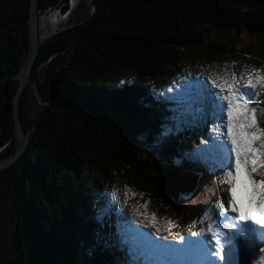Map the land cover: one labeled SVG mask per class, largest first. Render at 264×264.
I'll return each mask as SVG.
<instances>
[{"label": "trees", "instance_id": "obj_1", "mask_svg": "<svg viewBox=\"0 0 264 264\" xmlns=\"http://www.w3.org/2000/svg\"><path fill=\"white\" fill-rule=\"evenodd\" d=\"M71 1L39 0V21L49 13L65 15ZM29 4L0 0V76L19 71ZM89 5L81 23L40 46L22 93L24 130L26 102L42 107L25 152L0 170V264H130V245L120 232L127 214L108 203V197L119 202L115 187L133 184L158 205L177 204L180 196L192 195L206 169L185 137L203 140L201 121L211 115H203L199 99L196 111L203 116L193 128L184 127L182 118L176 123L178 114L160 87H175L177 76L193 68L190 52L201 42L200 27L264 35V0ZM51 85L58 90L54 104ZM16 86V80L0 81V159L15 147ZM164 126L171 131L161 138Z\"/></svg>", "mask_w": 264, "mask_h": 264}, {"label": "snow or ice", "instance_id": "obj_2", "mask_svg": "<svg viewBox=\"0 0 264 264\" xmlns=\"http://www.w3.org/2000/svg\"><path fill=\"white\" fill-rule=\"evenodd\" d=\"M208 80L211 87L207 83L185 86L186 92L194 87L200 89L199 99L205 105L204 116L210 114L214 120L223 121L213 127L215 135L210 141L201 140L203 147L197 149V154L199 159L211 162L214 172H223L224 178L220 183L229 185L230 198L215 202L218 216L228 220L225 213H236L235 219L244 222V225L238 228L237 224L228 223L221 228L215 220L209 219L206 227L191 233L196 239L179 236L183 245L181 248L171 244L161 245L158 240L153 241L148 234L136 230V235H126L124 241L130 245V264H136L141 257L145 264H162L160 257L177 251L191 257L188 264H238L233 259L234 250L240 247L234 240L235 236L246 238L249 246L264 243V229L256 230L247 224L251 221L264 226V127L259 125L258 120V113L264 116V108L252 106L257 103V91H264V68L245 66L238 77L233 72L230 76H209ZM213 89L219 91L214 92ZM168 99L176 100L178 105L184 103L180 95ZM190 108L191 105L186 111ZM172 119L179 122L178 117ZM222 128H226V132H222ZM170 131V127L164 126L160 137H166ZM238 193H241L239 202ZM207 216L206 211L200 218L201 224ZM145 219L148 220L145 226L155 228L157 237L168 240L173 236L171 228L176 225L172 221H167L168 235L161 236L162 228L158 226L155 214ZM196 223L197 220H192L189 227ZM260 251L264 253V248ZM255 264H264V255Z\"/></svg>", "mask_w": 264, "mask_h": 264}, {"label": "rangeland", "instance_id": "obj_3", "mask_svg": "<svg viewBox=\"0 0 264 264\" xmlns=\"http://www.w3.org/2000/svg\"><path fill=\"white\" fill-rule=\"evenodd\" d=\"M90 0H72L70 9L65 15H59L58 13H49L43 19L39 21V41L41 44L47 42L52 37L56 36L61 31L76 26L81 23V21L88 15L90 11ZM201 31V42L197 45L193 52L189 51L191 54L195 56V61L193 68H187V72L183 75H178V80L175 83V87L167 90L165 87H160V91L163 96L167 99L168 97H175L180 95L184 99V103L178 105L176 100L168 99L171 102L170 108L173 111L177 112V117L179 120L184 121V127L193 128L194 124H196L197 118V109L199 108L196 105L195 101L199 100L200 89L198 87H194L192 89H188L186 92V87L189 84L193 85H203L205 83L210 84L211 82L208 80L209 76L215 78L216 76H230L233 72L237 74V77L240 73L244 71L245 66L249 68H264V35L263 34H249L248 32L241 31L237 32L235 30L232 31H224L217 27L204 25L200 27ZM211 44H215L217 46H223L227 50L216 51L210 47ZM230 51V52H229ZM187 52V53H189ZM189 53V54H190ZM214 92H218V89H213ZM257 101L256 104L252 105L253 107L263 108L262 104L264 102V91H257L255 96ZM200 102V100H199ZM201 103V102H200ZM189 105H191L190 110L188 109ZM41 107L34 99H29L25 104V110L23 113L24 123L26 125V130L28 135H32L33 122L35 118L38 116ZM200 115V113L198 112ZM186 116V119H185ZM202 116V115H201ZM213 119V118H212ZM181 120V121H182ZM226 120V117H225ZM259 125L264 127V116H260L258 113ZM177 123V120L175 121ZM209 124L210 121L207 120L203 124V130L205 129V125ZM210 125L209 132V141L211 137L215 135L213 132V127L216 124L223 123V121H214ZM25 130V131H26ZM206 132V130H204ZM222 132H226V128L221 129ZM185 142L187 145L191 146L193 150H195V154H197V149L202 147L201 141H197V138H193L191 136L185 137ZM198 155V154H197ZM205 176V177H204ZM198 180L196 182V188L192 192L190 196H180V203H170L166 205L163 203L162 205H158L155 201H150V195H148L144 190L134 189L133 184L123 183L119 187H115V191H118L119 194V202L114 200L113 198L108 197L109 202L112 205L117 206L120 205L125 214H127L125 220V224L128 223V219L137 222L138 224L134 227H137L139 233L143 230V233L148 234L151 233V236L154 237L155 228L146 227V223L148 220L145 218L148 217L150 219L152 214H155L157 217V224L162 228L161 234L168 235L167 221L170 220L176 226L171 228V232L173 236L170 237L169 240L163 241L161 238H158V241H162L161 245H176L177 248L182 247L181 242L179 241V236L191 235L193 231H199L201 227H206L209 219H213L212 216L215 215L216 212L212 211L214 208L215 202L219 199L221 202L224 201L225 198H230L228 193V187L226 183H220V181L224 178L223 172H214L213 165L210 163L209 167L204 174H200L198 176ZM127 192V195H125ZM241 193L237 194V200L239 202ZM210 202V203H209ZM211 204L209 206V210H206V205ZM227 205L225 204V207ZM110 209V208H109ZM208 212V216L204 218V223H200V218L204 216L206 211ZM231 218L226 220L223 224L235 223L239 222L238 219H235L236 213H231ZM214 218V219H215ZM223 218V217H222ZM197 220V223L193 227H189V224L192 220ZM140 221H144L141 223ZM216 221V219H215ZM219 222V219L217 223ZM260 229H264V226L260 225ZM127 228V227H126ZM133 231L134 233H132ZM131 235L137 234L136 230H131ZM122 232V231H120ZM153 233V234H152ZM124 236H128V234H123ZM155 239V238H154ZM234 240L237 245L240 247L236 248L234 252H244V261L243 264H255V262L259 261L261 255H264L260 251L261 248H264V243L257 242L256 246H248L250 248V252L247 255L245 253V244L243 241H237L238 237L235 236ZM164 242V243H163ZM161 243V242H159ZM247 252V251H246ZM180 254L181 252H171V254ZM179 256V257H180ZM187 256V255H186ZM170 257V256H169ZM112 260L117 258L114 256L111 257ZM191 258H188L189 261ZM162 264H188V262L181 261L178 263L174 262H166L165 257H160ZM219 264H223V262H219Z\"/></svg>", "mask_w": 264, "mask_h": 264}, {"label": "water", "instance_id": "obj_4", "mask_svg": "<svg viewBox=\"0 0 264 264\" xmlns=\"http://www.w3.org/2000/svg\"><path fill=\"white\" fill-rule=\"evenodd\" d=\"M39 41V0H30L29 15H28V45L23 48L22 61L17 74H5L0 76V81L12 79L17 81L16 90L12 98L11 115L14 124V138L15 147L11 155L6 158L0 159V170L8 168L16 162L25 152L28 143L30 142L31 135H28L22 124L20 115V101L22 93L30 81L37 60L40 46ZM55 82V81H54ZM58 97V90L56 86L51 85L50 98L51 104ZM35 123H33V129Z\"/></svg>", "mask_w": 264, "mask_h": 264}, {"label": "bare ground", "instance_id": "obj_5", "mask_svg": "<svg viewBox=\"0 0 264 264\" xmlns=\"http://www.w3.org/2000/svg\"><path fill=\"white\" fill-rule=\"evenodd\" d=\"M205 177V176H204ZM253 223V222H252ZM252 228H254V229H256V230H259L258 228H256V227H252ZM184 237H187V238H190V239H193L194 237H192L191 235H186V236H184ZM243 240H247L246 238H242V237H239L238 238V240L237 241H243ZM160 244H162V243H160ZM181 246H183L182 244H181ZM176 247H178V246H176ZM181 248V247H180ZM178 252V251H177ZM170 256V257H169ZM180 254H171V253H169V254H167V255H165V256H163V259H164V257H165V260H166V262H176V263H178V262H180V260L181 261H185V262H188L187 261V259L188 258H191V257H189V256H186L185 254H183V255H181L180 257ZM180 259V260H179ZM180 264V263H179Z\"/></svg>", "mask_w": 264, "mask_h": 264}]
</instances>
